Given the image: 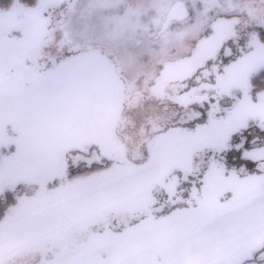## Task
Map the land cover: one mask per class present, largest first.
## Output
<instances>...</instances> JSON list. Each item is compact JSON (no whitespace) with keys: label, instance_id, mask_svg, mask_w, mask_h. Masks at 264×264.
I'll return each mask as SVG.
<instances>
[{"label":"snow or ice","instance_id":"snow-or-ice-1","mask_svg":"<svg viewBox=\"0 0 264 264\" xmlns=\"http://www.w3.org/2000/svg\"><path fill=\"white\" fill-rule=\"evenodd\" d=\"M189 3L192 69L165 82L159 62L132 155L84 116L88 9L0 0V264H52L96 225L109 247L73 264H264V0Z\"/></svg>","mask_w":264,"mask_h":264},{"label":"rangeland","instance_id":"rangeland-1","mask_svg":"<svg viewBox=\"0 0 264 264\" xmlns=\"http://www.w3.org/2000/svg\"><path fill=\"white\" fill-rule=\"evenodd\" d=\"M72 3L78 12L88 9L84 23L98 25L83 64L89 83L84 116L92 124L91 135L134 155L144 138L134 112L150 99L144 91L146 81L156 78L161 61L167 65L165 82L178 80L192 69L191 61L182 58L195 35L183 18L189 14V0H72ZM171 11L173 15L167 22ZM113 31H122L129 39L117 43L111 37ZM75 38H80L78 33ZM149 47L153 53L137 55ZM100 227L75 231L50 244L47 255L52 264L61 258L69 264L88 257L98 260L101 249L109 247L108 242L96 245L89 242Z\"/></svg>","mask_w":264,"mask_h":264},{"label":"water","instance_id":"water-1","mask_svg":"<svg viewBox=\"0 0 264 264\" xmlns=\"http://www.w3.org/2000/svg\"><path fill=\"white\" fill-rule=\"evenodd\" d=\"M173 15V11L170 12V15H168V19H167V22L169 21V18ZM166 22V24H167Z\"/></svg>","mask_w":264,"mask_h":264}]
</instances>
